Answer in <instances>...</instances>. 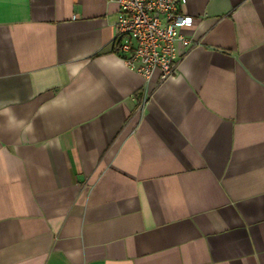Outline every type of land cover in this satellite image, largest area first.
I'll return each mask as SVG.
<instances>
[{
	"label": "crops",
	"instance_id": "obj_1",
	"mask_svg": "<svg viewBox=\"0 0 264 264\" xmlns=\"http://www.w3.org/2000/svg\"><path fill=\"white\" fill-rule=\"evenodd\" d=\"M180 11L159 81L116 2L0 0V264H264V0Z\"/></svg>",
	"mask_w": 264,
	"mask_h": 264
},
{
	"label": "built area",
	"instance_id": "obj_2",
	"mask_svg": "<svg viewBox=\"0 0 264 264\" xmlns=\"http://www.w3.org/2000/svg\"><path fill=\"white\" fill-rule=\"evenodd\" d=\"M111 1L118 6L114 50L125 65L144 77L157 71L159 81L171 75L194 43L183 31L193 24L180 11L186 0Z\"/></svg>",
	"mask_w": 264,
	"mask_h": 264
},
{
	"label": "clouds",
	"instance_id": "obj_3",
	"mask_svg": "<svg viewBox=\"0 0 264 264\" xmlns=\"http://www.w3.org/2000/svg\"><path fill=\"white\" fill-rule=\"evenodd\" d=\"M179 83V81H177ZM5 113H9V109L4 110ZM9 123L14 125L15 127H23L24 126V121L23 120H17L15 116L10 115L9 116ZM25 131H31V125H28L27 127L24 128Z\"/></svg>",
	"mask_w": 264,
	"mask_h": 264
}]
</instances>
